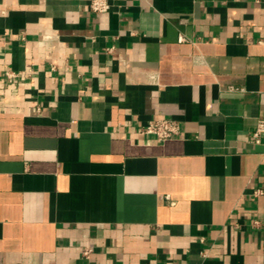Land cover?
I'll return each instance as SVG.
<instances>
[{
    "label": "crops",
    "instance_id": "1",
    "mask_svg": "<svg viewBox=\"0 0 264 264\" xmlns=\"http://www.w3.org/2000/svg\"><path fill=\"white\" fill-rule=\"evenodd\" d=\"M91 1L0 0V264H264V0Z\"/></svg>",
    "mask_w": 264,
    "mask_h": 264
},
{
    "label": "built area",
    "instance_id": "2",
    "mask_svg": "<svg viewBox=\"0 0 264 264\" xmlns=\"http://www.w3.org/2000/svg\"><path fill=\"white\" fill-rule=\"evenodd\" d=\"M111 3L109 0H92L90 10L92 13L100 15L109 12ZM181 42L187 41L185 37H180ZM19 75L13 72L7 73V78L12 83ZM141 133L154 136L158 142L165 143L167 141L177 139L182 135V128L178 121L173 119L158 118L152 119L141 128ZM249 141L252 145L264 144V121H258L256 127L249 133ZM264 190H259L256 195H263ZM91 249H86L84 255L88 257Z\"/></svg>",
    "mask_w": 264,
    "mask_h": 264
}]
</instances>
